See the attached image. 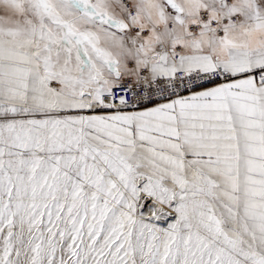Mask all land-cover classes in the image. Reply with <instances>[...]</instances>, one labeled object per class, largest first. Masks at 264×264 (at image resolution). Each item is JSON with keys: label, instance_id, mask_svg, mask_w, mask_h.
Here are the masks:
<instances>
[{"label": "snow or ice", "instance_id": "obj_1", "mask_svg": "<svg viewBox=\"0 0 264 264\" xmlns=\"http://www.w3.org/2000/svg\"><path fill=\"white\" fill-rule=\"evenodd\" d=\"M0 264H264V0H0Z\"/></svg>", "mask_w": 264, "mask_h": 264}]
</instances>
